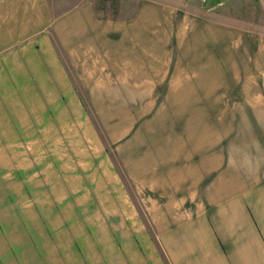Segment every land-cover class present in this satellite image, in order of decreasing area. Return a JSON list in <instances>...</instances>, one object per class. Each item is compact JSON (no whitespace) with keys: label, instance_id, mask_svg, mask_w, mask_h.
I'll list each match as a JSON object with an SVG mask.
<instances>
[{"label":"crops","instance_id":"obj_1","mask_svg":"<svg viewBox=\"0 0 264 264\" xmlns=\"http://www.w3.org/2000/svg\"><path fill=\"white\" fill-rule=\"evenodd\" d=\"M101 1L0 0V149L16 147L19 95L28 126L83 125L81 90L155 230L133 220L127 264H264V32ZM19 218L0 213V264H37Z\"/></svg>","mask_w":264,"mask_h":264},{"label":"rangeland","instance_id":"obj_2","mask_svg":"<svg viewBox=\"0 0 264 264\" xmlns=\"http://www.w3.org/2000/svg\"><path fill=\"white\" fill-rule=\"evenodd\" d=\"M50 1L58 12L75 0ZM108 1L116 5L121 0ZM159 1L264 32V0ZM133 2L127 0V12ZM84 93L79 90L86 113L83 125L74 117L63 126L42 121L44 127L31 117L28 126V117H21L30 112L22 94L17 107L15 100L13 110L6 106L7 113L18 111L20 132L14 134L15 148L0 149V213L6 218L9 212H18L37 264H127V234L135 246L141 228L133 220L141 216L151 235L155 233L131 206L136 198L127 175ZM26 221L37 224L34 234ZM46 244L52 256L47 255Z\"/></svg>","mask_w":264,"mask_h":264}]
</instances>
